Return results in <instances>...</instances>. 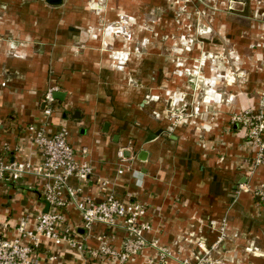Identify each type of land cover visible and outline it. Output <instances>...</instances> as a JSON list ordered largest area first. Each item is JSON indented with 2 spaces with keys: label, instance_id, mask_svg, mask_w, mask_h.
Instances as JSON below:
<instances>
[{
  "label": "crops",
  "instance_id": "crops-1",
  "mask_svg": "<svg viewBox=\"0 0 264 264\" xmlns=\"http://www.w3.org/2000/svg\"><path fill=\"white\" fill-rule=\"evenodd\" d=\"M134 1L109 0L105 16L97 0H0V160L40 164L43 156L28 126L45 125L53 133L64 125L77 158L84 159L86 148L94 171L89 182L81 184L73 176L69 184L81 185L95 200L114 193L145 202L148 239L195 261L202 254L196 241L209 247L227 220L233 239H226L214 257L221 264H264V204L253 193L264 183V165L253 166L255 151L246 129L231 121L233 113L255 108L264 89L262 25H240L239 31L250 37L231 40L236 49L229 57L241 58L242 68H252L250 61L261 64L245 77L216 70L215 63L188 73L202 46L211 56L223 57L217 40L183 52L188 54L184 67L160 42L154 49L145 43L146 52L134 56L129 38L115 36L117 25L103 29L104 19L140 15ZM51 88L54 111L47 117L44 96ZM173 101L176 111L187 104V112L198 106L201 114L174 126L168 115ZM129 143V168L120 174L118 150ZM44 182L34 175L0 182L1 234L13 236L22 216L33 218L49 209ZM67 213L88 236L87 244L97 245L96 236L104 234L120 247L123 228L98 223L88 234L78 211L69 207ZM153 254L154 249L145 248L125 264H145ZM38 257L41 264H111L50 241Z\"/></svg>",
  "mask_w": 264,
  "mask_h": 264
},
{
  "label": "built area",
  "instance_id": "built-area-1",
  "mask_svg": "<svg viewBox=\"0 0 264 264\" xmlns=\"http://www.w3.org/2000/svg\"><path fill=\"white\" fill-rule=\"evenodd\" d=\"M119 28L122 26L113 30L121 32ZM178 64L183 65L182 62ZM187 72L199 73L197 70L191 71L190 68ZM204 82L199 81L200 84ZM53 92L54 88H51L44 96V113L47 117L54 111ZM174 106L173 101V111L168 110L169 119L174 126L201 114L198 106L192 107V111L188 112L187 104L179 111H176ZM231 121L246 129V137L255 151L253 166L264 165V101L260 100L256 108L233 113ZM28 130L30 139L43 156L42 162L34 165L29 161L0 160V182L16 181L24 175H34L44 180L42 195L49 204V209L35 213L33 218L29 214L22 216L13 236L0 233V264H41L38 252L46 241L53 242L56 246L87 251L91 258L101 262L109 261L111 264H125L145 248L155 250V254L149 256L145 264H169L171 260L179 264L222 263L214 254L221 250L226 239H233L227 234V220L221 222L219 236L209 247L202 239L196 241L195 244L202 250V254L197 256L195 261L190 257L176 254L168 246L161 245L158 240H151L145 236L151 229V225L144 221L148 209L145 202L122 200L114 193H108L103 199L95 200L84 193L81 185L69 184V179L73 176L77 177L81 184L89 182L94 171L92 164L85 157L86 148L82 149L84 159L77 158L76 150L69 143V131L66 126L63 125L56 132L50 133L45 125L30 124ZM131 145L132 143H129L127 147L118 150L120 174L129 168L130 156L127 152H130ZM106 183L104 181L102 184ZM253 193L264 204V183L256 186ZM69 207L78 211L82 226L88 234H91L93 226L98 223L110 228H123L126 233L120 247L112 244L109 237L104 234L96 236L97 245L87 244L88 236L81 235L79 227L68 216Z\"/></svg>",
  "mask_w": 264,
  "mask_h": 264
},
{
  "label": "rangeland",
  "instance_id": "rangeland-1",
  "mask_svg": "<svg viewBox=\"0 0 264 264\" xmlns=\"http://www.w3.org/2000/svg\"><path fill=\"white\" fill-rule=\"evenodd\" d=\"M97 2L100 7L102 6L101 10L106 16L110 6L109 0H97ZM134 2L140 15L135 17L132 14H121L114 21L106 17L103 26V29L111 25L122 26L119 28L121 32L115 33V36L122 35L119 38H129L134 56H141L146 52L145 43L151 44L149 49H154L153 44L160 42L166 44L163 47L165 53L178 64L186 61L188 54L183 52L193 51L195 44L202 45L204 42L209 44L211 40H217L215 42L220 45L218 48L223 57L211 56L212 52L202 46L199 55L192 58L193 66L189 67L191 71L197 70L200 73L205 71L209 63H215L216 70L224 68V72L232 74L233 71L245 77L250 70L261 65L251 64L252 61H248L252 68L247 66L242 68V63H239L242 59L230 58L229 51L236 49L231 40L250 37L249 32L239 31L240 25L250 27L256 23L262 25L259 27L262 28L259 36L260 41L264 43V0H136ZM181 42H188L192 46H181ZM230 44L232 46H229ZM180 67H184V63ZM244 77L241 83L245 82ZM260 100L264 101V89L258 93L255 108ZM168 105H171V101ZM169 110L173 111V107L171 106Z\"/></svg>",
  "mask_w": 264,
  "mask_h": 264
},
{
  "label": "water",
  "instance_id": "water-1",
  "mask_svg": "<svg viewBox=\"0 0 264 264\" xmlns=\"http://www.w3.org/2000/svg\"><path fill=\"white\" fill-rule=\"evenodd\" d=\"M50 1H51V3H61L62 2V0H50ZM59 95H60V93L57 92L56 96H59ZM151 138H154V136H151ZM144 153L146 154V152H144V151L141 153V155H142L141 158L142 159H144V157H143Z\"/></svg>",
  "mask_w": 264,
  "mask_h": 264
}]
</instances>
